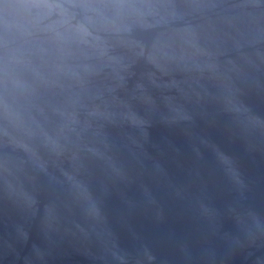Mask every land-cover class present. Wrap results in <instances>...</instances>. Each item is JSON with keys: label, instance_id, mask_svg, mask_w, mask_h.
I'll return each instance as SVG.
<instances>
[{"label": "water", "instance_id": "obj_1", "mask_svg": "<svg viewBox=\"0 0 264 264\" xmlns=\"http://www.w3.org/2000/svg\"><path fill=\"white\" fill-rule=\"evenodd\" d=\"M0 264H264V0H0Z\"/></svg>", "mask_w": 264, "mask_h": 264}]
</instances>
